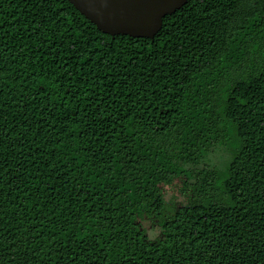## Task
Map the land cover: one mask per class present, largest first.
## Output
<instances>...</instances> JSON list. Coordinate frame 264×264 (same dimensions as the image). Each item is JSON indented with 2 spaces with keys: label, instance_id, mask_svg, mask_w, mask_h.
Wrapping results in <instances>:
<instances>
[{
  "label": "trees",
  "instance_id": "obj_1",
  "mask_svg": "<svg viewBox=\"0 0 264 264\" xmlns=\"http://www.w3.org/2000/svg\"><path fill=\"white\" fill-rule=\"evenodd\" d=\"M0 264H264V0H0Z\"/></svg>",
  "mask_w": 264,
  "mask_h": 264
},
{
  "label": "water",
  "instance_id": "obj_2",
  "mask_svg": "<svg viewBox=\"0 0 264 264\" xmlns=\"http://www.w3.org/2000/svg\"><path fill=\"white\" fill-rule=\"evenodd\" d=\"M104 33L136 37L153 36L163 17L187 0H68Z\"/></svg>",
  "mask_w": 264,
  "mask_h": 264
},
{
  "label": "rangeland",
  "instance_id": "obj_3",
  "mask_svg": "<svg viewBox=\"0 0 264 264\" xmlns=\"http://www.w3.org/2000/svg\"><path fill=\"white\" fill-rule=\"evenodd\" d=\"M212 158L214 160L213 163H216L217 166H223L225 163V160H226V159L222 158L219 154H217V156H214ZM165 189H166V195L165 196H166V198H169L172 195L171 188L168 186H165ZM177 199L179 200L180 197H178ZM142 225H143V227H145L147 229V234L150 237H154L159 231V229L157 227L151 226V223L149 222V220H146V219L143 220Z\"/></svg>",
  "mask_w": 264,
  "mask_h": 264
}]
</instances>
